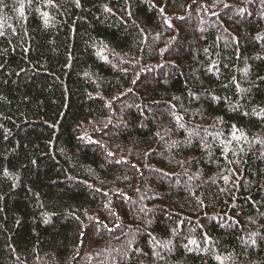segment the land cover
<instances>
[{
	"label": "trees",
	"instance_id": "16d2710c",
	"mask_svg": "<svg viewBox=\"0 0 264 264\" xmlns=\"http://www.w3.org/2000/svg\"><path fill=\"white\" fill-rule=\"evenodd\" d=\"M263 15L0 0V264H264Z\"/></svg>",
	"mask_w": 264,
	"mask_h": 264
},
{
	"label": "rangeland",
	"instance_id": "374dc122",
	"mask_svg": "<svg viewBox=\"0 0 264 264\" xmlns=\"http://www.w3.org/2000/svg\"><path fill=\"white\" fill-rule=\"evenodd\" d=\"M230 17H232L235 21H238V22H247V20L245 19V18H243V17H241V16H239V14H237V13H235V14H230ZM263 19H264V15H263ZM195 20L196 21H199L200 19H199V17L198 16H196L195 17ZM210 25H212V24H206V26H207V28L208 27H211ZM183 26H185L184 28H190L189 27V23H184L183 24ZM191 29V28H190ZM228 41H227V39H223L222 40V43L223 44H226ZM179 50H182V48H176L175 47V49H174V52H176V51H179ZM173 72V73H172ZM172 72H170V73H172L171 74V76H174L175 75V71H172ZM147 77H149V76H147ZM153 78H149V79H146L145 78V80H146V83H151V82H153V81H156V80H159V81H162V80H165V79H167V76H164V74H159L158 76H152ZM145 80L143 81V82H145ZM143 82H141V83H143ZM126 98H128L129 96H125ZM125 102V100H124V98L121 100V103H123L124 105H125V110H130V109H132L133 110V106L131 105V104H129V103H124ZM161 110H163V109H161ZM150 113L148 112L147 113V116L149 115ZM147 118H149V116L147 117ZM118 121H121V120H123V118L121 117L120 119H117ZM125 120L128 122V118L127 117H125ZM111 128L113 129V130H115V127H113V126H111ZM204 134L205 133H207V132H203ZM215 138H217L216 136H215ZM112 165H115V166H119V164H113L112 163ZM150 177H156L157 175L156 174H154V173H151L150 175H149ZM165 182H167V180L166 179H163ZM182 185V184H181ZM184 185V184H183ZM167 186H169V187H174V186H178L177 185V183L176 184H172L171 182H167ZM145 216V218L148 220V223L150 224V222H152V220H150V218L147 216V215H144ZM188 232H192L193 231V229H191V228H189L188 230H187ZM131 232L133 233V234H140L141 233V231L140 230H131ZM150 247H152V248H154L152 245L150 246ZM161 248L163 249V251L164 252H169L172 248H173V245H170V247H169V249H168V251H167V248H164L163 246H161ZM155 249V248H154ZM194 250V249H193ZM128 251H129V254H128V256H125V257H123V258H120L121 260L119 261V263L120 264H126L127 262H129L130 261V259H134L133 257H132V252H134V249L133 248H131V247H129L128 246ZM140 252L141 253V251H140V249H137L135 252ZM142 254V253H141ZM156 254V253H155ZM99 264H106V263H99Z\"/></svg>",
	"mask_w": 264,
	"mask_h": 264
},
{
	"label": "snow or ice",
	"instance_id": "6c2138e0",
	"mask_svg": "<svg viewBox=\"0 0 264 264\" xmlns=\"http://www.w3.org/2000/svg\"><path fill=\"white\" fill-rule=\"evenodd\" d=\"M76 3H77V6L79 7V0H76ZM105 11L110 12L111 9H109L107 6H105ZM20 14H21V16H23V5H21ZM42 15L44 16V24H45V26H47V24H48V14L47 13H43ZM0 35H2V33H0ZM109 155H111V153H109ZM5 175H7V172H5ZM225 179H227V178H225ZM192 243H195V241H192ZM253 243H255V241H253Z\"/></svg>",
	"mask_w": 264,
	"mask_h": 264
}]
</instances>
